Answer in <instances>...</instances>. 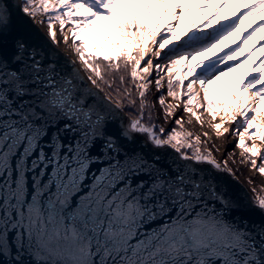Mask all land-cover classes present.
Listing matches in <instances>:
<instances>
[{"label":"water","instance_id":"95a60500","mask_svg":"<svg viewBox=\"0 0 264 264\" xmlns=\"http://www.w3.org/2000/svg\"><path fill=\"white\" fill-rule=\"evenodd\" d=\"M93 85L0 0V264H264V196Z\"/></svg>","mask_w":264,"mask_h":264},{"label":"bare ground","instance_id":"6f19581e","mask_svg":"<svg viewBox=\"0 0 264 264\" xmlns=\"http://www.w3.org/2000/svg\"><path fill=\"white\" fill-rule=\"evenodd\" d=\"M27 1L28 9L24 12L78 66L75 40L84 43L86 52L92 54L96 48H99L104 50L107 56L109 50L114 48L115 38L119 34V26L115 20L100 18L90 9L76 7L70 0ZM168 1L170 0H144L139 4L141 18L151 25L149 33L151 36L147 37L139 48L142 56L148 57L153 53L155 56L146 70L134 72L132 76L138 81L146 77L151 79L149 91L152 118L157 125H162L165 121L162 104L170 105L180 121V126L201 138L211 148L210 157L221 161L245 182L264 186V175L241 161L243 152L235 146L243 145L246 153L252 154L258 160H264V133L260 134L257 131L260 127L264 128V105L253 91L242 90L234 93L231 88L234 79L246 85L248 81L257 78L263 72L260 64L264 66L261 62L264 58V30L244 45L240 44L238 36L241 33L249 35L264 26V0H200L185 3L177 0L176 4H170ZM32 7L35 8L34 11L31 10ZM120 8L121 12L126 10V7ZM251 10L254 13L249 19L240 22L238 19L240 14ZM76 15L90 20L91 26L72 32L68 16ZM158 27L173 33L177 27H180V32L174 39L163 43V40L169 38L171 34L155 35L154 31ZM222 32L227 34L201 52L196 51L193 61L187 58L192 54L195 44L207 41ZM178 50H182L180 53L186 56L185 61L189 60L187 63L182 61L184 63L182 68L195 73L184 78L191 83L189 89L191 107L186 111L182 106L174 103L170 96L163 95L162 73L157 68L158 62L168 55L176 54ZM230 51L237 52L241 60L236 65L234 76L224 78L223 91L219 95L225 103L223 101L218 113L212 115L207 109L206 102L215 95L199 77L213 72L218 56ZM198 68H201V71L195 70ZM251 116H254L251 123L256 131L251 135L244 134L243 129L249 124L248 118Z\"/></svg>","mask_w":264,"mask_h":264},{"label":"rangeland","instance_id":"374dc122","mask_svg":"<svg viewBox=\"0 0 264 264\" xmlns=\"http://www.w3.org/2000/svg\"><path fill=\"white\" fill-rule=\"evenodd\" d=\"M18 1V2H17ZM76 7L78 8H87L90 9L92 12H94L98 17H103L107 19H112L115 20L118 23L119 26V34L115 38L116 44L112 50H109V54L106 56L104 53V50L102 49H95L92 53H88L85 50L84 43H81L77 40L74 41L75 43V49H77V59H78V64L79 67L85 71L91 78H93L96 82L101 80V63L99 62V59H101L103 56H106V59H110V57L115 58L114 56L116 55H123V61H128L130 65H132L131 69H129V73L131 76L135 73L141 72L143 70H146V67L150 65V61L152 58H154V54H151L150 56H142L141 53V48L139 46L141 43L149 36H151L149 33L151 31L150 29V23L144 19L141 18L140 12H139V4L141 1L144 0H71ZM152 1V0H151ZM16 2L19 4V7L25 11L27 10V0H16ZM120 7H126V10L121 12ZM34 7L31 8V10L34 11ZM249 14L250 12H246L243 15V19L246 21L249 19ZM62 17V16H61ZM63 17H67L63 15ZM69 17V22H70V27L72 29V32H77L79 29H87L88 27L91 26L90 20H87L81 15H76V16H68ZM125 18H128V21L130 22L131 28L130 31L126 32L124 30L123 26V20ZM133 18H137V29H135L133 25ZM240 20V16L238 18ZM138 35H136V31ZM264 30V26L254 30L251 34L246 35L245 33H241L239 35V42L241 45H244L250 40H253L255 37H257L258 33L262 32ZM155 35L158 34H166L169 33L171 34L169 38L164 39L163 43L172 40L176 37V35L180 32V27H177L174 31H163V29H158L154 31ZM168 34V35H169ZM264 46V44H263ZM178 51L176 52V54ZM174 55V54H173ZM182 55V53H179L176 57H179ZM158 57V55H156ZM105 59V60H106ZM173 59V58H171ZM170 59V60H171ZM192 60V59H191ZM241 58L235 51H230V52H223L220 56H218V60L216 63V68L217 69H225L222 73H219L217 76L210 78L206 85L211 91H221V81L224 78H228L230 76H234L236 72V65L240 62ZM169 60H162L158 62L157 68L161 71L162 73V88H163V95H168L170 96L173 100L174 103L179 104L182 106V108L186 111L188 108L190 109L191 104L189 102L190 100V93L188 92L187 95H179V87L174 84L172 81V77L169 75L168 76V82H167V89H168V94L166 92L165 88V78L169 74L168 68L165 66L167 65V62ZM184 61V60H183ZM189 61V60H187ZM187 61H185L187 63ZM264 63V58L262 61ZM183 62L178 64V66L175 69H172V71H175L176 76L182 80L183 84L186 85L187 87L189 86V82L185 81L188 76L186 75H193L195 73H191L190 70H186L182 68ZM263 68V73L259 75L254 81L250 80L249 83H246L245 86L251 87V86H259L261 83L260 80H264V66L261 65ZM201 70V68H199ZM198 69V70H199ZM196 70V69H195ZM197 74V73H196ZM262 76V77H261ZM261 77V78H260ZM132 81H131V87L134 86L135 92L132 93L133 98H137V103L138 105L141 103L140 95L137 96L139 89L142 91H146V105L147 109L149 111V121L146 122V126L162 133L165 134L187 146H190L208 156H211L212 150L211 148L198 136L195 134L191 133L190 131L185 130L183 126H180V121L177 117L176 114L173 113V110L170 105L163 103L162 105L164 107H161L163 109L162 115L164 116V123L162 125H157V123L154 121L152 118V108H151V98H150V91H149V85H150V78H143L142 80L138 81L135 80L132 76ZM240 84L239 80L234 79L233 81V86L235 88L234 92H239L242 88L238 89L236 87V84ZM237 88V89H236ZM246 88V87H244ZM248 90V89H247ZM255 95H259L260 101L264 102V86L259 88L257 92L254 93ZM161 96V95H160ZM159 96V97H160ZM184 97L187 98L188 101H184ZM216 99V100H215ZM213 98L211 101H207L206 105L208 107V110L212 115H216L218 113L217 108L219 100H222V98ZM224 103L225 100L223 99ZM223 103V102H222ZM136 114V113H135ZM133 114V115H135ZM249 120V125L246 126L245 129H243L244 134H252L253 132L256 131L254 125H252V120H254V116H251L248 118ZM260 134L264 133V128H259L257 130ZM264 138V136H263ZM238 147V149L243 152L241 161L246 163L250 168L256 169L257 172H260L259 174L264 175V160H258V158L254 157L250 153H246L243 150V145H235ZM264 158V156H263ZM250 186H252L255 190H257L260 194L264 196V186H259L257 184H253L252 182H248Z\"/></svg>","mask_w":264,"mask_h":264},{"label":"trees","instance_id":"16d2710c","mask_svg":"<svg viewBox=\"0 0 264 264\" xmlns=\"http://www.w3.org/2000/svg\"><path fill=\"white\" fill-rule=\"evenodd\" d=\"M123 21L124 30H126V32L130 31L131 25L128 18H125ZM133 25L135 29L138 28L137 18H133ZM136 35H138L137 31ZM123 58V55H119L115 58L106 60L103 58L99 59L101 63V80L97 82L96 86H93L103 97L112 102L125 118L126 116L131 117L136 113L134 118L138 119L140 124L146 125V122L149 121V111L145 100L146 91L139 89L137 96L140 95L141 103L138 105L137 98L134 99L132 96V93L135 92L134 86L131 87V81L133 79L129 72L132 65H130L128 61H123ZM178 59V57H175L169 60L165 66L170 70L165 78V88L168 94L167 82L168 76L170 75L174 84L179 87V95L183 96L186 95L187 86L182 85L181 87V79L176 76L175 71H172V69L178 66ZM184 101H187L186 97H184ZM221 104L222 101L219 100L217 108L220 107ZM176 150L181 154L184 152L181 148H176Z\"/></svg>","mask_w":264,"mask_h":264},{"label":"built area","instance_id":"2783aa9c","mask_svg":"<svg viewBox=\"0 0 264 264\" xmlns=\"http://www.w3.org/2000/svg\"><path fill=\"white\" fill-rule=\"evenodd\" d=\"M188 58H189V57H188ZM184 61H185V60H184ZM186 61H187V60H186ZM190 87H191V83H190L189 86L187 87L186 95L188 94ZM231 88H232V90L234 91V87L232 86ZM241 88H242V89H241L240 91H242V90H247V89L250 90V89L247 88V87L244 88V86H241ZM222 91H223V87H222L221 92H222ZM250 91H251V90H250ZM221 92H220V93H221ZM220 93H219V94H220ZM234 93H236V92H234ZM237 93H238V92H237ZM213 94H214V93H213ZM256 96H257V95H256ZM258 100H259V99H258ZM187 101H188V100H187ZM261 104L264 105L263 103H261ZM248 123H249V122H248ZM248 125H249V124H248ZM248 125H247V126H248ZM252 125H253V124H252Z\"/></svg>","mask_w":264,"mask_h":264}]
</instances>
